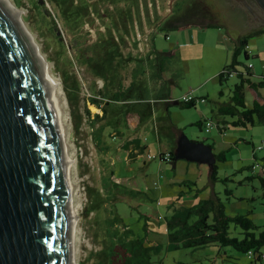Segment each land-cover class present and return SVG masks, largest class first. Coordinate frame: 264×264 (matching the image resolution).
Here are the masks:
<instances>
[{
    "label": "rangeland",
    "instance_id": "rangeland-1",
    "mask_svg": "<svg viewBox=\"0 0 264 264\" xmlns=\"http://www.w3.org/2000/svg\"><path fill=\"white\" fill-rule=\"evenodd\" d=\"M8 1L18 10L45 59V68L58 82L53 91L61 108L64 146L70 157V193L77 214L75 264H264L231 247L220 252L218 244L172 249L167 223L174 210L213 199L223 203L229 217L247 215L258 226L257 236L264 231V125L229 126L221 132L215 115L217 106L230 100L240 82L235 74L222 86L219 74L231 62L237 38L244 35L242 25L224 17V7L217 0H195L199 22L221 25L224 20L226 28L192 25L171 30H158V26L191 0H137L135 7L112 0H75L62 6L55 0ZM84 4L90 6V14L82 17ZM152 44L163 52L159 57L170 60L167 73L176 79L175 93L193 90L199 97H208L206 114L215 123L210 132L197 125L202 104L172 109L173 122L190 140L215 146L216 155L225 151V160L217 161L214 182L206 164L179 160L173 169L169 161L148 159L150 154L159 155L155 132H143L140 118L148 96L142 83L152 72L141 65L152 55L157 58L151 53ZM247 51L250 59L241 55L240 60L251 63V78L259 82L264 77V32L249 39ZM116 92L119 102L114 103ZM245 95L247 106L252 107L255 100H264V87L258 92L247 87ZM108 101L110 105H104ZM98 102L107 110L99 124L94 119L97 109L102 113ZM116 129L125 137L144 136L150 149L133 159L120 146L123 137H114ZM181 190L196 201L178 200ZM229 235L244 238L234 223Z\"/></svg>",
    "mask_w": 264,
    "mask_h": 264
},
{
    "label": "water",
    "instance_id": "water-1",
    "mask_svg": "<svg viewBox=\"0 0 264 264\" xmlns=\"http://www.w3.org/2000/svg\"><path fill=\"white\" fill-rule=\"evenodd\" d=\"M235 1L257 14L249 0ZM253 1L264 13V0ZM53 89L18 15L0 0V264H73L68 169ZM175 160L206 164L210 172L217 164L212 146L183 133Z\"/></svg>",
    "mask_w": 264,
    "mask_h": 264
},
{
    "label": "trees",
    "instance_id": "trees-1",
    "mask_svg": "<svg viewBox=\"0 0 264 264\" xmlns=\"http://www.w3.org/2000/svg\"><path fill=\"white\" fill-rule=\"evenodd\" d=\"M58 1H60L61 6L63 3H75V0H55V3ZM122 1L131 3L133 7L137 5V0H112L116 5ZM176 4L179 5V2L177 1ZM84 6L81 9L83 11L82 17L90 14V6L87 4H84ZM178 10L179 12L175 13L173 17L166 19V23L162 27L163 29H182L192 25H201L207 28L215 26L212 23L203 25L199 22V10L196 5H186L180 7ZM261 33V31H256L250 34L240 35L236 40V48L233 51L231 62L219 74V82L222 86L227 82L229 77L235 74L240 78V82L235 85L232 91L230 100L220 103L217 106L216 117L230 119L229 123L225 122V126L223 127L221 123H218L221 132L224 127L228 128L229 126L235 128L247 127L248 125H255L256 122L264 125V103L255 100L252 107H248L245 95L247 87L255 92H258L259 89L264 87V77L259 82H253L251 78L254 75L252 71L253 66L250 67L251 63L245 64L240 60L241 55H244L246 59H250L247 51L249 39ZM242 66L245 68L244 70H241ZM220 95L223 96V91H220ZM180 104L185 108L196 107L194 103L182 104L180 102ZM105 111L104 109V113ZM197 125L202 128L204 121L197 123ZM216 158L217 161L225 160V151L217 154ZM169 162L173 165L177 162L175 160V152L172 153ZM217 175L218 167L216 165L215 169L210 172V181H216L218 179ZM261 181L264 187V177H261ZM226 192L231 195V191L226 190ZM174 211L175 214L167 221L172 249L196 248L205 247L210 244H218L220 248L231 247L247 255L252 251L254 256L257 257V261H263L261 257L263 253L261 250L264 246V231L257 236L255 231L258 229V226L247 215L229 217L225 214L223 203L220 200L213 199L201 200L192 207H182ZM231 223L240 226L244 232L243 239L229 235Z\"/></svg>",
    "mask_w": 264,
    "mask_h": 264
},
{
    "label": "crops",
    "instance_id": "crops-1",
    "mask_svg": "<svg viewBox=\"0 0 264 264\" xmlns=\"http://www.w3.org/2000/svg\"><path fill=\"white\" fill-rule=\"evenodd\" d=\"M164 22H161L158 26V30L162 29ZM214 27L217 28H225L222 25L215 24ZM168 38V37H167ZM153 45V44H152ZM155 53L157 58H155L153 55L150 60L144 61V65L141 66H147L146 68H151L152 72L147 76H144L145 78L149 77V79H145L142 84H144V93L145 95H148L147 97L145 96L146 103L143 104L141 110H140V118H141V130L143 132L153 130L156 135L157 139V148L156 152L157 154L160 153H170L172 155L173 152H175V149L177 147V141L179 136L182 134V131L180 128H178V124L176 122H173L174 116H173V107L178 106L181 109H184L185 107L183 105H175V102L179 101L181 102V98L189 93H193L194 96L198 98H205L206 102H200L196 106H199L202 104L201 110H200V116L202 115L201 120L199 122H203L208 118L207 116V111L209 109L208 106V97L201 95L200 97L193 91H189L183 94L178 95L175 93L174 88H175V83L176 79L167 73V68L170 67V60H165L163 57H159L160 55L163 54V52H159L155 45H153V48L151 49V53ZM149 64L151 67H149ZM144 67V68H145ZM254 69V67H253ZM142 73L146 74V71L143 69L141 70ZM133 72H136V69H133ZM125 94H126V89H125ZM119 92H116L113 97L114 103H117ZM151 97V98H149ZM260 102L264 103V100L262 98L257 99ZM123 102H125V98L122 99ZM150 101V102H149ZM153 101V102H152ZM107 105H110V102H106ZM100 110H102V113H100L99 109H97V114L94 115V119H96L97 123L102 121L103 115L107 113L106 111V106L100 105L99 102L95 103ZM104 109L106 110L104 113ZM212 113H214V110L210 109ZM217 110V108H216ZM153 113H154V119H153ZM216 115V114H215ZM129 120V123H132L131 118H129V114L126 116ZM218 123H229V118L226 117H218ZM176 121V120H174ZM176 123V124H175ZM99 124V123H98ZM228 125V124H227ZM131 129V126H129ZM203 128V127H202ZM115 135V138H120L123 137L122 145H120L124 150L129 152L130 156H133V159H137L138 157L143 156L147 151L150 149L149 144L147 143V138H144V136L141 137H136L133 136L132 134H129L127 137H125V134L120 133L118 129L115 130L113 133ZM210 145V144H208ZM212 146V145H211ZM213 149L215 146H212ZM152 155V154H150ZM155 155V154H154ZM161 161V160H160ZM163 162V161H162ZM178 164L175 163L173 165V169L177 168ZM211 184V182H209ZM191 198V200H190ZM178 200H184L188 201L190 200L191 202H195L196 198L193 196L191 193H186L181 190L179 192V197ZM170 208L174 209L175 204L172 203L170 205ZM221 252V248H219ZM218 250V254L219 253ZM231 252H224L225 256H229ZM231 256V255H230Z\"/></svg>",
    "mask_w": 264,
    "mask_h": 264
},
{
    "label": "flooded vegetation",
    "instance_id": "flooded-vegetation-1",
    "mask_svg": "<svg viewBox=\"0 0 264 264\" xmlns=\"http://www.w3.org/2000/svg\"><path fill=\"white\" fill-rule=\"evenodd\" d=\"M250 4L254 7L257 14L250 13L244 10L237 1L235 0H217V4L223 6L224 17H229L231 20L242 25L243 30L241 34H250L256 31L264 32V13L259 9V7L254 3L253 0H249ZM197 2L195 0H191V4L189 6L195 5ZM188 6V5H187ZM180 7H178L179 9ZM225 24H221L226 28V22L223 20Z\"/></svg>",
    "mask_w": 264,
    "mask_h": 264
},
{
    "label": "bare ground",
    "instance_id": "bare-ground-1",
    "mask_svg": "<svg viewBox=\"0 0 264 264\" xmlns=\"http://www.w3.org/2000/svg\"><path fill=\"white\" fill-rule=\"evenodd\" d=\"M6 2H7V4L11 7V9L17 14V9L13 6V5H11L10 3H9V1L8 0H5ZM20 19V18H19ZM21 21V20H20ZM22 23V22H21ZM22 25H23V27H24V29H25V32L27 33V35L29 36V38L32 40V42H33V44H34V46H35V48H36V50H37V53H38V56L40 57V59L42 60V62H43V64L45 65V63H44V60L45 59H43V56H42V54L40 53V50H38V48H37V46H36V43H35V40H34V38H33V35L30 33V31L24 26V24L22 23ZM45 70H46V74H47V76H48V78H49V80L51 81V83H52V85H53V88H54V86L58 83L52 76H51V74H50V72L45 68ZM54 90V89H53ZM56 90V89H55ZM53 100H54V103H55V106H56V108H57V112H58V117H59V122H60V127H61V133H62V140H63V134H64V127H63V125L61 124L62 123V119H61V108H60V106H59V100H58V96H57V94L55 93V91H53ZM66 142V141H65ZM63 146H64V140H63ZM67 146V145H66ZM66 147L64 146V152H65V157H66V162H67V169H68V180H69V194H70V203H71V212H72V223H73V245H74V237H75V235H76V222H75V220H76V216H77V214H76V209H75V207L73 206V197H72V193H70L71 192V189H70V179H69V172H70V167H69V165H68V159L70 158L69 156H67L66 155V149H65ZM68 152V151H67ZM68 154V153H67ZM74 252L75 251H73V256H74ZM73 264H75V262H74V257H73Z\"/></svg>",
    "mask_w": 264,
    "mask_h": 264
},
{
    "label": "built area",
    "instance_id": "built-area-1",
    "mask_svg": "<svg viewBox=\"0 0 264 264\" xmlns=\"http://www.w3.org/2000/svg\"><path fill=\"white\" fill-rule=\"evenodd\" d=\"M250 67H252V65H250ZM200 102H206V99L205 98H198L196 96H194V94L191 92L189 94H186L184 95L182 98H181V103L182 104H191V103H194V104H198ZM215 126V123L213 120L211 119H207L204 121V125H203V128L207 131V132H210L212 130V128H214ZM264 147V142H263V145L261 146V148L263 149ZM148 159H159L161 161H170L171 160V154L170 153H160L159 155H148ZM248 256L249 257H252L254 256L253 252H249L248 253ZM262 260L264 261V253L262 254Z\"/></svg>",
    "mask_w": 264,
    "mask_h": 264
}]
</instances>
